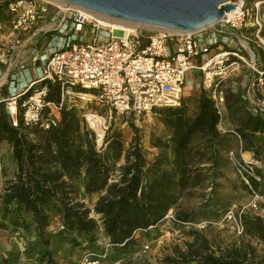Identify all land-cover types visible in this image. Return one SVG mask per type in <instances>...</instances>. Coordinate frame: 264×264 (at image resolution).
<instances>
[{
	"label": "trees",
	"instance_id": "1",
	"mask_svg": "<svg viewBox=\"0 0 264 264\" xmlns=\"http://www.w3.org/2000/svg\"><path fill=\"white\" fill-rule=\"evenodd\" d=\"M45 85L46 101L59 105L61 87L49 81L43 82ZM49 113L45 107L44 120ZM160 114L171 134L169 139L153 140L158 154L149 160L134 125L136 135L129 149H125L122 133L113 126L99 148L95 132L77 109L66 103L59 124L45 130L41 121L24 125L22 115L14 126L5 103L0 102V146H12L17 164L15 178L5 182L2 215L14 219L30 216L46 246L52 214L60 215L65 233L73 236L72 242L75 236L94 239L101 226L78 197L76 181L83 180L88 196L100 194L94 210L103 216L112 261L114 253L137 244L136 233L157 227L171 210L175 225L193 222L210 207L220 186L219 148L224 138L218 128L219 109L211 92L202 90L195 115L188 113L184 101L180 107L161 109ZM236 131L242 138L243 151L259 155L254 136L264 134V114L247 113ZM257 172L263 181V173ZM260 184L253 181V190L260 193ZM208 188H212L211 193H207ZM194 195L199 202L195 207L187 206L185 200ZM240 219L244 233L239 245L215 249L206 236L194 232V241L187 244L186 251L175 250L174 264H264V217L243 212ZM0 264L9 262L6 259Z\"/></svg>",
	"mask_w": 264,
	"mask_h": 264
},
{
	"label": "built area",
	"instance_id": "2",
	"mask_svg": "<svg viewBox=\"0 0 264 264\" xmlns=\"http://www.w3.org/2000/svg\"><path fill=\"white\" fill-rule=\"evenodd\" d=\"M263 3L262 0L251 3L236 0L233 2L237 5L235 10L225 12L218 23L197 32L171 34L152 31L147 34L138 30L136 34L121 37L115 36L113 28H104L89 11H64L46 0L0 1V33L9 27L20 37L50 21L56 24L54 31L64 34L72 30L82 35L80 39L74 36L73 42L64 41L51 54L38 81L29 83L25 90L9 95L2 102L16 127L20 115L26 126L41 121L45 130L56 127L61 119L62 106L73 95L86 102L95 101L122 117H131L180 107L187 74L195 71L202 75L203 87L211 92L219 109L225 103L220 85L244 66L251 72L249 93L255 96L259 88L264 90V65H257L255 52L247 47L248 32L259 37L264 30ZM84 27H91L89 40L84 38L86 33L81 34ZM45 81L61 87L59 105L46 101V85L36 87L38 82ZM75 88L80 92H74ZM254 104L256 113L264 114V100H257ZM45 107L50 109L46 120L43 118ZM242 151L243 147L240 153L230 151L229 161L253 197L259 200L262 195L253 190L252 182L261 183L262 179L256 165L246 160ZM253 207L257 209V203ZM240 216L231 210L224 221L242 236L244 226ZM166 219L175 221L171 212ZM208 225V221H202L179 226L203 230ZM98 244L99 249L85 251L77 264H128L122 260H111L109 241Z\"/></svg>",
	"mask_w": 264,
	"mask_h": 264
},
{
	"label": "rangeland",
	"instance_id": "3",
	"mask_svg": "<svg viewBox=\"0 0 264 264\" xmlns=\"http://www.w3.org/2000/svg\"><path fill=\"white\" fill-rule=\"evenodd\" d=\"M254 1L256 0H248L249 3ZM49 2L54 5L56 4L51 0ZM52 9L55 8L52 7ZM47 24L51 29L56 27V24L50 21ZM84 30L90 33L91 27H84ZM139 31L149 34L156 30L140 28ZM52 32L56 34L57 31L52 30ZM248 36L249 41L247 47L255 52L258 59L257 65L262 67L264 65V34L260 33L258 37L256 33L248 32ZM213 51L215 52V49ZM249 73L251 74L249 68L244 66L220 86V89L224 92L226 103L229 100V109L233 111L231 115L234 120L238 119L237 117L241 109L238 105L239 100L235 95L242 78ZM196 75L197 72L195 71L189 73V79L192 83L187 82L183 94V101L187 106L189 114L190 111L192 112L195 108H199L201 93L202 90H205L202 75H199L196 85L193 83L197 78ZM258 90L260 91H257L254 97L257 98L259 93H261L260 100L263 101L264 90L262 88ZM74 92H80V89L75 88ZM66 104L77 109L88 128L97 135L96 138L99 145L103 142L104 137H106L108 129L113 126L122 133L125 149H129L136 135L132 128V125H134L139 130L144 153L149 160H153L158 154V150L152 146L153 140L155 138L166 140L169 139L171 134L160 114L161 109L153 111L152 113L122 117L111 112L108 108L98 105L95 101L92 103L83 101L77 95H73L70 99H67ZM94 118L100 121L99 125L101 127L104 123V130L102 128L96 132L92 129L90 124ZM99 121L93 120L92 124L98 123ZM236 129L234 132H223L219 130L224 138L219 148V176L217 181L220 186L215 193V199L211 202L210 207L203 209L201 211L202 216L192 222L196 224L202 221H208L209 225L203 230H199L194 226L180 227L174 224V220L165 218V221L157 227L136 233L137 244L128 251L114 253L112 258L114 261L122 260L128 264H174V257L176 256L175 250L179 248L186 251L187 244L194 241V232L206 236L215 249H224L227 246L240 244L242 236L236 234L231 224L224 221V217L231 210L236 215H240L243 212H251L252 214L264 217V179L259 186L262 197L256 200L246 190L244 183L241 181L228 158L230 151H238L239 146L236 143ZM99 138L102 139L100 140ZM102 145H104V142ZM98 147L101 148V146ZM260 149L259 155L255 156V160L252 162L264 175V145ZM244 158L248 161L250 160L248 154ZM83 185V180L76 181L78 197L89 206L91 216L103 226V216L100 217L94 210L100 194L88 196L85 193ZM211 191L212 188L207 189V193H211ZM185 202L187 206L195 207L199 200L197 199V195H194L187 198ZM255 203H257V209L253 207ZM170 212L174 216L173 210ZM0 223L4 225L0 226V229L3 230V237L0 236V263L7 259L9 264H77L85 251L99 249L100 246L98 243L104 242V232L101 230L94 236V239L85 236H75V242H72L73 236L65 233L64 228H62L61 217L58 214L51 215L50 226L46 235V238L49 240L48 246L44 245L43 241L37 236V229L30 216L24 215L14 219L2 215L0 217Z\"/></svg>",
	"mask_w": 264,
	"mask_h": 264
},
{
	"label": "crops",
	"instance_id": "4",
	"mask_svg": "<svg viewBox=\"0 0 264 264\" xmlns=\"http://www.w3.org/2000/svg\"><path fill=\"white\" fill-rule=\"evenodd\" d=\"M46 29H50V32H46ZM53 29L45 23L40 25L33 30L32 33L21 34L20 37L17 33H13L12 30L7 27V29L0 33V102L9 95L19 93L27 88L29 83L33 81H38L42 74V69L46 60L51 56V54L63 44L64 41H72L74 36H78L80 39L82 35H79L72 30L61 34L52 32ZM86 33L85 39L89 40L92 37V33L84 31ZM19 38L21 40H19ZM25 40V41H24ZM73 42V41H72ZM19 43H23L19 45ZM189 73L187 74L188 83H192L189 79ZM197 78L193 82L195 85L198 82L199 74L197 73ZM249 80L250 73L245 75L240 82V86L236 92V98L239 100L240 113L238 119L234 120L232 118L233 111L229 109V100L220 105L219 113L221 116V121L218 126L219 130L234 132L236 128L240 125L242 120H244L247 113H256L255 111V101L260 100L261 93L255 98L249 93ZM43 83L38 82L36 87H40ZM260 91V90H258ZM199 108H195L194 111H190V115H195L198 113ZM194 112V113H193ZM237 135L236 143L238 147V153H240L241 147H243L242 138ZM254 142L260 146L264 145V134L257 133L254 136ZM261 150V149H260ZM243 156L247 154L250 156L249 161L255 160V154L253 152L242 151ZM0 207L2 206V196L4 194L5 182L15 178L17 172V164L13 159V149L12 146L4 143L0 146ZM234 168V167H233ZM84 187V185H83ZM99 215V214H98ZM2 213L0 211V217ZM102 217V215H99ZM2 223H0V226ZM101 226V225H100ZM2 233L0 236L3 237V230L0 229ZM101 231L104 232L103 226H101ZM109 241L105 232L104 240Z\"/></svg>",
	"mask_w": 264,
	"mask_h": 264
},
{
	"label": "water",
	"instance_id": "5",
	"mask_svg": "<svg viewBox=\"0 0 264 264\" xmlns=\"http://www.w3.org/2000/svg\"><path fill=\"white\" fill-rule=\"evenodd\" d=\"M113 19L182 33L218 23L236 0H61ZM259 1V0H256ZM97 136V135H96ZM98 146V141L96 140Z\"/></svg>",
	"mask_w": 264,
	"mask_h": 264
},
{
	"label": "bare ground",
	"instance_id": "6",
	"mask_svg": "<svg viewBox=\"0 0 264 264\" xmlns=\"http://www.w3.org/2000/svg\"><path fill=\"white\" fill-rule=\"evenodd\" d=\"M51 1L58 4L57 6H60L61 9L64 11H67L68 9H76V10L86 11V10H83V9L77 7V6H74L72 4L66 3V2L61 1V0H51ZM92 14L100 21V23L102 24V26L104 28H106V27L113 28L115 36L123 37V36H128L131 34H136L140 28H148V29L156 30L158 33H171V34L182 33V32H177V31L168 30V29H164V28L151 27L148 25H143V24H138V23L122 21V20H118V19H113V18L106 17V16H103L100 14H96V13H92ZM188 33H190V32H188ZM88 99H91V98H88ZM93 120L99 121L98 119H95V118L91 120L90 126L92 127L93 130H95L96 132L100 131L102 128L104 130V123L102 124V127H101L99 125L100 121L98 123L92 124ZM88 122L90 123L89 120H88Z\"/></svg>",
	"mask_w": 264,
	"mask_h": 264
}]
</instances>
